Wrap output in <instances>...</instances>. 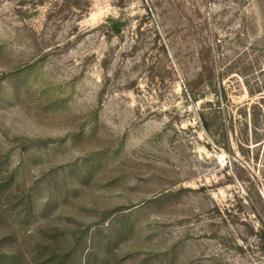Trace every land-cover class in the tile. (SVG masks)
I'll use <instances>...</instances> for the list:
<instances>
[{
	"label": "rangeland",
	"instance_id": "1",
	"mask_svg": "<svg viewBox=\"0 0 264 264\" xmlns=\"http://www.w3.org/2000/svg\"><path fill=\"white\" fill-rule=\"evenodd\" d=\"M0 264H264V0H0Z\"/></svg>",
	"mask_w": 264,
	"mask_h": 264
},
{
	"label": "trees",
	"instance_id": "2",
	"mask_svg": "<svg viewBox=\"0 0 264 264\" xmlns=\"http://www.w3.org/2000/svg\"><path fill=\"white\" fill-rule=\"evenodd\" d=\"M110 21H113V22H111L112 24H113V26H112V29L113 30H118V29H120V25L119 24H117V23H115L114 22V20H112V19H110ZM202 120H203V122L205 123V125L207 126L208 124V122H207V117L202 113Z\"/></svg>",
	"mask_w": 264,
	"mask_h": 264
}]
</instances>
